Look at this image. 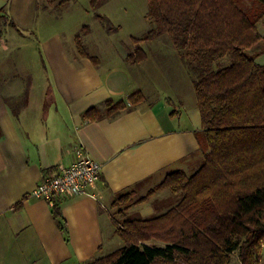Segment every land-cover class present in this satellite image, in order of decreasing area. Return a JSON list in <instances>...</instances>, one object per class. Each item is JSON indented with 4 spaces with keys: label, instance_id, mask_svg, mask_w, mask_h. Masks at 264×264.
Instances as JSON below:
<instances>
[{
    "label": "crops",
    "instance_id": "0c3cea01",
    "mask_svg": "<svg viewBox=\"0 0 264 264\" xmlns=\"http://www.w3.org/2000/svg\"><path fill=\"white\" fill-rule=\"evenodd\" d=\"M54 6L45 0H0L6 16L0 17V23L5 19L0 39V264H81L110 254V242L118 237L121 222L131 220L129 213L134 211L135 219L162 215L176 205L178 196L163 190L124 213L113 206L117 198L128 191L135 200L143 198L167 174H191L202 161L196 139L201 118L192 80L177 74V81L152 66H91L79 55L77 66L41 62L42 68L37 67L32 58L36 40L47 54L55 53L57 45L68 63L59 37L53 47L41 43L49 39L47 23L42 32L36 31L39 14ZM248 53L264 66L261 42ZM83 61L89 66H82ZM31 66L38 69L36 79ZM146 81L164 95L113 119L83 122L82 114L92 107L152 88ZM77 149L101 170L89 194L62 199L63 234L52 207L32 194Z\"/></svg>",
    "mask_w": 264,
    "mask_h": 264
},
{
    "label": "trees",
    "instance_id": "16d2710c",
    "mask_svg": "<svg viewBox=\"0 0 264 264\" xmlns=\"http://www.w3.org/2000/svg\"><path fill=\"white\" fill-rule=\"evenodd\" d=\"M45 1L49 6L69 2ZM251 1L247 8L242 0H149L155 28L133 43L166 34L192 64L188 68L195 75L192 82L201 118L196 139L202 161L191 174L182 170L167 174L139 201L132 191L122 193L113 204L121 213L163 189L178 197L176 205L162 215L124 221L115 232L123 246L81 264H230L235 254L241 264H262L264 66L248 51L264 43L258 29L264 20V0ZM90 4L95 9L99 0ZM4 11L0 10L1 18H6ZM75 44L78 55L88 57L81 36H76ZM147 58L140 46L127 56L132 64ZM224 59L228 65L215 69ZM144 101L138 91L126 100H107L81 117L85 123L113 119ZM62 199H54L52 215L66 234Z\"/></svg>",
    "mask_w": 264,
    "mask_h": 264
},
{
    "label": "rangeland",
    "instance_id": "374dc122",
    "mask_svg": "<svg viewBox=\"0 0 264 264\" xmlns=\"http://www.w3.org/2000/svg\"><path fill=\"white\" fill-rule=\"evenodd\" d=\"M90 1L69 0L65 4L54 6L43 16L39 14V25L36 27V31L42 32L45 23L49 27L48 31L44 30L47 33L45 37L49 39L48 41H41V43L49 42V45L53 47L55 40H58L59 37L64 42L65 57L68 60L67 63L57 45L53 49L55 53L47 54L36 40L33 46L34 48L37 46L38 49L34 52L32 58L39 62L40 66H37L39 69L42 68L41 62L44 66H77L76 61L78 59L81 61V57L78 56L75 37L81 36L82 45L88 53L87 59L89 60L87 62L91 66H152L160 72V75L173 76V79L177 81H179L177 74L183 75L189 81L194 79V73L188 68L192 64L181 57L180 53L172 46L168 35L164 34L151 42L141 41L138 45L133 43L134 39H143L155 28V24L149 17V0H99V4L95 9L91 7ZM242 4L247 8L253 5L251 0H242ZM38 10H40V7H38ZM84 27H88L89 32L85 33L83 31ZM258 28L260 32H264L262 22ZM261 44L264 45L263 42ZM139 46L145 51L148 58L140 64H132L127 60V56ZM87 62L83 61L82 66H89ZM226 65H228V60L224 59L219 64H215L214 68ZM37 70L36 67L31 66V73H33L35 79L38 75ZM185 76H189V79ZM146 83L151 86L149 81H146ZM186 86H189V84H186ZM147 87L149 86L147 85ZM140 92L145 100H152L159 94L164 95V90L157 91L155 85ZM113 213L118 221L120 218H118L115 211ZM135 215L132 211L126 217L132 220L135 219ZM154 217H157V215L145 219ZM110 243L109 253L123 246L118 237H115ZM151 243L158 246L164 245L159 241ZM230 264H241L236 254L233 255ZM262 264H264V257L262 258Z\"/></svg>",
    "mask_w": 264,
    "mask_h": 264
},
{
    "label": "built area",
    "instance_id": "2783aa9c",
    "mask_svg": "<svg viewBox=\"0 0 264 264\" xmlns=\"http://www.w3.org/2000/svg\"><path fill=\"white\" fill-rule=\"evenodd\" d=\"M100 170L98 162L77 149L72 160L60 165L55 174L44 177L32 195L45 200L51 207L56 198L87 195L95 187Z\"/></svg>",
    "mask_w": 264,
    "mask_h": 264
}]
</instances>
